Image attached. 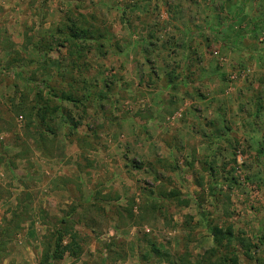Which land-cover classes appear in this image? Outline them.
Returning a JSON list of instances; mask_svg holds the SVG:
<instances>
[{"label":"rangeland","instance_id":"obj_1","mask_svg":"<svg viewBox=\"0 0 264 264\" xmlns=\"http://www.w3.org/2000/svg\"><path fill=\"white\" fill-rule=\"evenodd\" d=\"M18 203L0 264L62 220L56 264H264V0H0V233Z\"/></svg>","mask_w":264,"mask_h":264},{"label":"trees","instance_id":"obj_2","mask_svg":"<svg viewBox=\"0 0 264 264\" xmlns=\"http://www.w3.org/2000/svg\"><path fill=\"white\" fill-rule=\"evenodd\" d=\"M71 32V39L76 40L79 38V36H76L74 31ZM84 34L86 37L87 33ZM51 96L53 97L54 95ZM16 207V210L12 212L11 218L5 222V227L0 233L1 244L8 239L10 234L17 233L20 228V223H22V214L20 212L21 205L18 203ZM66 223L67 222L65 220H62L55 227V231L53 233H48V235L45 237L44 243L42 244V252L39 264H56L63 260L65 255L75 254L76 249L75 245L73 244V240H71L68 244L64 243L66 236ZM211 237L214 246V250L210 253L212 255L216 254V251L224 245L225 240H227V244L230 243V234L228 233L227 235H223L222 231L218 228H214L211 231ZM207 261V264H227L224 259H220L218 263H210L209 260ZM232 264H236V262L232 261Z\"/></svg>","mask_w":264,"mask_h":264}]
</instances>
